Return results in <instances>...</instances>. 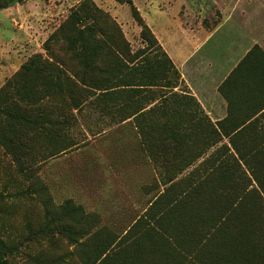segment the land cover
Here are the masks:
<instances>
[{
  "label": "rangeland",
  "instance_id": "obj_1",
  "mask_svg": "<svg viewBox=\"0 0 264 264\" xmlns=\"http://www.w3.org/2000/svg\"><path fill=\"white\" fill-rule=\"evenodd\" d=\"M199 2L17 0L0 9V255L7 264H134L131 257L164 250L159 240L174 234L182 259L167 248L171 264H221L218 253L231 264H264L263 257H250L264 247V194L256 183L264 180V114L215 123L194 98L186 96L190 104L178 99L188 91L145 22L152 3L191 27L213 13ZM81 4L101 11L81 13L85 25L115 40L121 35L125 51L153 59L142 74L110 68L90 80L142 86L83 99L53 78L56 65L60 76L93 64L110 67L98 31L101 43L89 47L100 60L83 49L86 61L77 63L62 40L51 46L52 58L44 48ZM134 10L157 43L141 38ZM205 21V29L214 22ZM158 97L162 102L143 112ZM143 160L153 172L131 181L150 168ZM244 219L256 223L259 240L243 243L236 236ZM164 223L166 230L159 227ZM175 224L183 229L169 230ZM234 242L246 245L250 258L225 250Z\"/></svg>",
  "mask_w": 264,
  "mask_h": 264
},
{
  "label": "crops",
  "instance_id": "obj_2",
  "mask_svg": "<svg viewBox=\"0 0 264 264\" xmlns=\"http://www.w3.org/2000/svg\"><path fill=\"white\" fill-rule=\"evenodd\" d=\"M201 1L198 4L206 6L214 15L202 14L198 23L191 27L185 26L180 17L173 18L152 3L144 14L146 24L179 72L188 91L177 98L189 104L190 98L186 96L194 98L203 113L215 123L228 117H259L264 114V0ZM211 19L214 22L205 29L203 22ZM133 93L138 99L136 92ZM116 100L121 99L118 97ZM116 100L113 104L118 106ZM161 100L162 97H158L150 102L143 112ZM136 116L138 114L129 117L134 119ZM143 161L150 168L145 170L143 177L138 174L130 178L131 181L146 180L151 174L150 169L153 172L150 163ZM181 226L175 224L169 230L177 231L182 229ZM159 227L166 230L168 225L164 223ZM177 239L174 234L159 240L164 250L157 249L158 260L164 258L163 261H166L167 248L177 256Z\"/></svg>",
  "mask_w": 264,
  "mask_h": 264
},
{
  "label": "trees",
  "instance_id": "obj_3",
  "mask_svg": "<svg viewBox=\"0 0 264 264\" xmlns=\"http://www.w3.org/2000/svg\"><path fill=\"white\" fill-rule=\"evenodd\" d=\"M127 3H130V1H128ZM81 13L94 16L92 15V13L101 14V11H99V9H97L96 7L91 8L89 5L81 4L73 13L69 15L66 22L62 24L56 30L55 33H53L50 37L47 38V40L44 43V48L47 51V54H49V56L51 57L52 56L51 46L54 43H57L62 40L66 43L68 51L74 53L73 56H74V59L78 61L77 63H79L81 60L84 62L86 61V59L80 55V53H82L80 51H83V49L92 50V54L89 57L90 59H95L97 57L98 60H100L98 55H96L93 52L94 49L96 48L92 49L91 48L92 46L89 47V45H92V43H97V42L101 43L99 41L97 42L95 41L94 34L96 31H98L100 32L99 33L100 36L104 38V42L101 43L102 46L105 47L104 53L102 55L105 59H107V64L110 67L104 66V69H103L102 66L104 64L101 63V66H99V64L97 66H94L95 64H93V65H90L89 70H86L85 72L78 73L77 71H72L70 73L71 75L62 73L61 76H64V78H60L61 76L59 75L58 72L61 73V71H59L61 68H59V66L56 65L55 67H51L50 69L51 74L53 78L56 80V82L64 84L65 87L68 88L71 94L82 95L83 99L90 97V96H94L95 92H100L103 95H108L107 94L108 91H110L114 87L142 86L139 83L136 84V82H133V83L126 82L125 85L116 84L115 86L108 87V85H104L103 83H100L99 82L100 80L97 82L91 81L92 79H95L94 77L95 74L104 76L105 74L107 75V73L110 72L111 69L112 71H115V72L127 70L128 75L133 74L135 72H140V74H142L144 71H146L148 68L152 66L153 59L150 58V54L146 52L131 54L129 51H125L124 47H126L127 44L123 41V38L121 35H118L116 40L112 37L110 38L105 37L106 35L102 31H100L101 29L96 28L94 25H88V24L85 25L84 22L82 21L83 17L81 16ZM137 15H138L137 10H134L133 18L137 19L141 26V38L142 39L148 38V40L149 39H151V41L153 40L152 42L154 44L157 43L150 29L141 21V18ZM109 23L111 24V26L113 25L112 22H109ZM149 45L150 44H148V46ZM163 55L166 57L164 53ZM165 61L168 65V68L172 71L173 75L178 76V72L174 69L169 58L166 57ZM31 62H34V60ZM89 73H92V75H90ZM168 84L169 86L167 87L171 88L170 82H168ZM79 104H81V102L75 104L76 109H78V107L80 106ZM256 183L261 188V190L263 191L262 193L264 194V180H260L256 178ZM254 225H256V223H253V222L249 223V221L247 222L244 219V221L240 222L239 228L235 229L236 236L240 237L243 243L246 240H249V241H252L254 239L259 240L262 234L260 233V229L255 227ZM193 239H195V235ZM224 247H225V250H227L228 252H232L236 255L241 256V258H238L241 261L245 260L244 257L245 258L254 257L256 259L257 258L262 259V257L264 258V255H263L264 247H262V250L259 251L260 255L257 254L254 256H250V257H246V254L248 255V250H247L246 245L244 244L240 246L237 242H234V244H231L228 247L226 246ZM2 249H3V245L0 243V250ZM159 256L160 255L158 254L157 249H154L152 247L146 253L134 255V257H131V259L133 260L134 264H138L139 261H142L143 264H171L167 259L166 261H163L164 258H161L162 261L158 260ZM216 256L221 261V264H231L233 261V260L228 261L230 259L225 260L223 258H220V253H218ZM177 257H181L182 259L181 253H179V251L177 253ZM0 264H7L6 260H4L1 255H0Z\"/></svg>",
  "mask_w": 264,
  "mask_h": 264
},
{
  "label": "water",
  "instance_id": "obj_4",
  "mask_svg": "<svg viewBox=\"0 0 264 264\" xmlns=\"http://www.w3.org/2000/svg\"><path fill=\"white\" fill-rule=\"evenodd\" d=\"M7 1L10 0H0V9L6 8L8 6Z\"/></svg>",
  "mask_w": 264,
  "mask_h": 264
},
{
  "label": "flooded vegetation",
  "instance_id": "obj_5",
  "mask_svg": "<svg viewBox=\"0 0 264 264\" xmlns=\"http://www.w3.org/2000/svg\"><path fill=\"white\" fill-rule=\"evenodd\" d=\"M17 0H10V1H7V5H9L10 3H14L16 2Z\"/></svg>",
  "mask_w": 264,
  "mask_h": 264
}]
</instances>
